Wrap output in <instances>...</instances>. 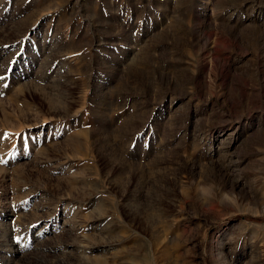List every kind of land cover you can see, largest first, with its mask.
Returning a JSON list of instances; mask_svg holds the SVG:
<instances>
[{
	"label": "rangeland",
	"instance_id": "rangeland-1",
	"mask_svg": "<svg viewBox=\"0 0 264 264\" xmlns=\"http://www.w3.org/2000/svg\"><path fill=\"white\" fill-rule=\"evenodd\" d=\"M0 264H264V0H0Z\"/></svg>",
	"mask_w": 264,
	"mask_h": 264
},
{
	"label": "bare ground",
	"instance_id": "bare-ground-1",
	"mask_svg": "<svg viewBox=\"0 0 264 264\" xmlns=\"http://www.w3.org/2000/svg\"><path fill=\"white\" fill-rule=\"evenodd\" d=\"M220 256V255H219Z\"/></svg>",
	"mask_w": 264,
	"mask_h": 264
}]
</instances>
